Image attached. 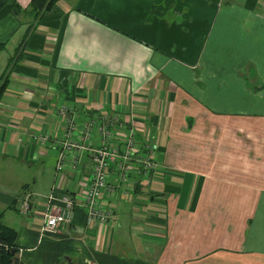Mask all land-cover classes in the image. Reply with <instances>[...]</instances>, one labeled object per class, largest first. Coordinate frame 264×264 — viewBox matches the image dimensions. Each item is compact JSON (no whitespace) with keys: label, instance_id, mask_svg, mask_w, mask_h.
<instances>
[{"label":"crops","instance_id":"crops-1","mask_svg":"<svg viewBox=\"0 0 264 264\" xmlns=\"http://www.w3.org/2000/svg\"><path fill=\"white\" fill-rule=\"evenodd\" d=\"M28 2L0 8V176H15L7 159L53 173L45 189L0 179L16 263L264 264V0H58L37 22ZM64 104L82 119L115 112L139 144L148 132L156 167L108 174V222L75 206L44 234L40 196L56 186L80 202L90 171L83 152L55 168Z\"/></svg>","mask_w":264,"mask_h":264},{"label":"built area","instance_id":"built-area-1","mask_svg":"<svg viewBox=\"0 0 264 264\" xmlns=\"http://www.w3.org/2000/svg\"><path fill=\"white\" fill-rule=\"evenodd\" d=\"M56 115L62 118L64 131L58 138L59 151L55 168L60 171L68 166L77 168L79 155L83 152L90 161V171L85 189L81 192V201L77 202L71 191L52 186L46 195L40 196L44 205L41 215L40 231L53 234L58 225L68 222L75 206L84 208L87 221L104 224L111 219L112 212L103 207V191L112 194L114 186L107 182L109 173L119 181H126L131 173L148 178L155 170L153 157L155 143L149 133H144V143L139 144L132 128H127L118 114L107 110H98L93 116L72 117L68 104L59 105ZM99 137L98 143L92 137ZM43 144L46 136L36 137ZM69 157V159H68ZM30 210L28 196L20 201L18 212L27 214Z\"/></svg>","mask_w":264,"mask_h":264},{"label":"trees","instance_id":"trees-1","mask_svg":"<svg viewBox=\"0 0 264 264\" xmlns=\"http://www.w3.org/2000/svg\"><path fill=\"white\" fill-rule=\"evenodd\" d=\"M56 1L58 0H29L28 5L26 8L22 9V11L29 13L32 17V20L37 22L41 18L42 14L45 11H48ZM8 2H10V0H0V8ZM11 6L12 13L17 14L19 11H21L16 3L12 2ZM23 43L24 39L21 40L20 47L23 45ZM13 57L14 56L10 58L9 62L12 61ZM8 71L9 69L7 66L6 71L0 75V96L7 83ZM14 240V230L0 224V264H17L14 255L18 248L14 243Z\"/></svg>","mask_w":264,"mask_h":264},{"label":"rangeland","instance_id":"rangeland-1","mask_svg":"<svg viewBox=\"0 0 264 264\" xmlns=\"http://www.w3.org/2000/svg\"><path fill=\"white\" fill-rule=\"evenodd\" d=\"M12 163V165H9ZM19 164V169L16 167ZM46 161L44 158H39L37 160H6V169L13 170V175L0 176V179H6V183L16 184L21 180H25V183L30 188L38 187L45 189L50 183V178L53 170L50 166H46ZM35 179L34 184H32Z\"/></svg>","mask_w":264,"mask_h":264},{"label":"water","instance_id":"water-1","mask_svg":"<svg viewBox=\"0 0 264 264\" xmlns=\"http://www.w3.org/2000/svg\"><path fill=\"white\" fill-rule=\"evenodd\" d=\"M55 159V158H54Z\"/></svg>","mask_w":264,"mask_h":264}]
</instances>
